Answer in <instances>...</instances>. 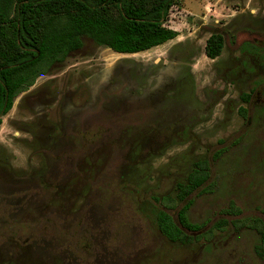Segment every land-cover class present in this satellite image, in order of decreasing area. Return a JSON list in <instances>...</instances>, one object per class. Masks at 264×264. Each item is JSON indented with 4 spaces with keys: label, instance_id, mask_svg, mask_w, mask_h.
Masks as SVG:
<instances>
[{
    "label": "rangeland",
    "instance_id": "374dc122",
    "mask_svg": "<svg viewBox=\"0 0 264 264\" xmlns=\"http://www.w3.org/2000/svg\"><path fill=\"white\" fill-rule=\"evenodd\" d=\"M165 25L177 36L137 53L83 37L14 98L0 126V264H264L249 225L264 221V0H180ZM214 32L224 46L210 59ZM203 159L188 216L204 227L170 241L153 198H176ZM230 203L239 212L223 214Z\"/></svg>",
    "mask_w": 264,
    "mask_h": 264
},
{
    "label": "trees",
    "instance_id": "16d2710c",
    "mask_svg": "<svg viewBox=\"0 0 264 264\" xmlns=\"http://www.w3.org/2000/svg\"><path fill=\"white\" fill-rule=\"evenodd\" d=\"M180 0H0V126L14 98L33 85L51 67L62 62L92 39L117 53H137L175 38L178 32L165 25L171 7ZM224 37L212 33L205 42V55L221 54ZM245 100L249 94L242 95ZM240 112L247 108L240 107ZM225 147L215 151L216 159ZM208 159L197 161L186 183L178 184L176 198L154 197L161 207L156 214L160 232L170 241L183 242L200 234L204 223L188 216L189 196L210 177ZM181 204L177 208L178 204ZM176 218L171 210L176 209ZM223 214L239 212L233 203ZM260 235L257 250L264 252V221L249 224ZM191 233L192 235L188 234Z\"/></svg>",
    "mask_w": 264,
    "mask_h": 264
},
{
    "label": "flooded vegetation",
    "instance_id": "af4514ba",
    "mask_svg": "<svg viewBox=\"0 0 264 264\" xmlns=\"http://www.w3.org/2000/svg\"><path fill=\"white\" fill-rule=\"evenodd\" d=\"M82 47H83V45H82ZM82 47H81V48H82ZM81 48H80V49H81ZM80 49H78V50H80ZM78 50H77V51H78ZM74 52H75V51H74ZM116 53H117V52H116ZM122 54H123V53H122ZM129 54H130V53H129ZM47 73H48V72H47ZM45 74H46V73H45ZM45 74H43V75H45ZM43 75H41V76H43ZM39 77H40V76H39ZM39 77H38V78H39ZM35 82H36V81H35ZM31 87H32V85H31L28 89H26V90H24V91H22V92H20V93H24V92L27 93V91L29 92ZM20 93H19V94H20ZM25 95H27V94H25ZM30 95H32V94H30ZM30 95L27 96V97L29 98ZM37 95H39V94H37ZM37 95H36V97H33L32 100H33V99L35 100V99L38 97ZM26 100H27V99H25V101H26ZM159 103H160V101H159ZM3 116H4V115H3Z\"/></svg>",
    "mask_w": 264,
    "mask_h": 264
}]
</instances>
